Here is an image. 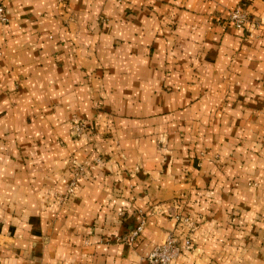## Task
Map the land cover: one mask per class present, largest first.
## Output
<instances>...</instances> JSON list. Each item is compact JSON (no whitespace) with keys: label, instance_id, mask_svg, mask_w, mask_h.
<instances>
[{"label":"crops","instance_id":"obj_1","mask_svg":"<svg viewBox=\"0 0 264 264\" xmlns=\"http://www.w3.org/2000/svg\"><path fill=\"white\" fill-rule=\"evenodd\" d=\"M242 1L5 0L0 264H149L170 234L193 242L173 264H264V0L259 30L222 25Z\"/></svg>","mask_w":264,"mask_h":264},{"label":"built area","instance_id":"obj_2","mask_svg":"<svg viewBox=\"0 0 264 264\" xmlns=\"http://www.w3.org/2000/svg\"><path fill=\"white\" fill-rule=\"evenodd\" d=\"M233 23L238 27H241L244 22V15L240 9L234 11L231 15ZM8 16L6 13L5 0H0V24H6L8 22ZM80 123L77 125V129L81 130L84 126ZM83 170V168H80ZM75 184L73 183L70 187V192H73L75 189ZM183 221V220H182ZM185 222H189L186 218ZM146 218L142 216L139 224L130 232L127 237V242L134 244L137 242L141 234L143 233L145 226ZM193 247V242L190 236H188L184 242H180L178 238L170 234L167 236L161 243L156 245L153 251L148 256L149 264H173L174 260L181 254L184 250H189Z\"/></svg>","mask_w":264,"mask_h":264},{"label":"rangeland","instance_id":"obj_3","mask_svg":"<svg viewBox=\"0 0 264 264\" xmlns=\"http://www.w3.org/2000/svg\"><path fill=\"white\" fill-rule=\"evenodd\" d=\"M250 0H243L241 4H239L238 6H236L233 10H231L227 16V18L225 20H223L222 25L226 26V27H230L239 31H255V30H259L261 28V24L259 23V21L252 16V14L250 13ZM240 9L244 15V22L242 24L241 27H238L235 23H233L231 15L234 11ZM82 123L84 126L83 129L78 130L77 129V125ZM89 130V126L86 122H82V121H75L72 123V131L74 132V134L76 135V137H81L83 135H85ZM72 165V169H71V181L70 184L67 188L66 193L61 194L63 196H61L60 194L55 198V204L57 205H61L63 202L60 201V199L65 200L66 196L70 195L72 192H70V187L72 186V184L74 183L76 185V182L83 177L86 174V167L82 164H78L76 161H71ZM101 163V160H99V163ZM80 168H83V170H81ZM74 192V191H73ZM0 236H2V234H0ZM2 246V243L0 242V247Z\"/></svg>","mask_w":264,"mask_h":264}]
</instances>
